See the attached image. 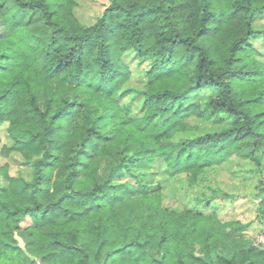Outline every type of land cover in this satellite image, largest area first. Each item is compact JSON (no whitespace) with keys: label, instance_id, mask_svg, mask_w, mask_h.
<instances>
[{"label":"trees","instance_id":"trees-1","mask_svg":"<svg viewBox=\"0 0 264 264\" xmlns=\"http://www.w3.org/2000/svg\"><path fill=\"white\" fill-rule=\"evenodd\" d=\"M9 1L39 13L49 39L0 0V155L30 168L0 166V264H264L261 246L227 247L249 224L210 210L234 195L210 188L176 208L164 193L243 161L261 218L264 0H108L88 25L77 0ZM126 91L141 96L140 116ZM105 117L122 148L104 165L85 156Z\"/></svg>","mask_w":264,"mask_h":264},{"label":"rangeland","instance_id":"rangeland-1","mask_svg":"<svg viewBox=\"0 0 264 264\" xmlns=\"http://www.w3.org/2000/svg\"><path fill=\"white\" fill-rule=\"evenodd\" d=\"M10 13L16 20L22 23H28L30 30L37 35L42 44H45L49 39L48 30L43 27L41 15L30 11H22L17 9L13 2L9 0H1ZM78 6L76 8V15L83 24L93 23L97 17L101 16L105 8L109 5L108 0H77ZM258 28H264V17L256 21ZM256 45L263 50L262 42H257ZM44 59L41 58L39 66L42 67ZM144 66H133L134 76L131 82L132 86L142 84V78L137 73V69L141 70ZM134 94L132 91H126L123 94V102L132 106L134 116H140L143 113L142 98L136 95L132 100ZM100 129L103 137L99 140H93L89 144V152L85 157L97 156L99 161L105 165L106 161L112 157H117L119 150L122 148L121 141L117 139L112 133V127L109 117H105L99 121ZM2 144L10 145V140L3 127L0 131ZM21 136V134H18ZM97 141V142H96ZM9 165L8 171L11 175H17L22 172L25 176H29L30 168L22 164V158L16 154L11 153L9 157L4 158L0 155V166ZM247 166L246 162L232 161L218 167L215 170L206 173L201 182L193 187H188L184 179H176L169 181L164 189L166 204L172 207H188L193 208V199L202 191H209L210 188L218 189L222 192L234 195V199L230 201H222L220 199L214 200L211 204L210 210L216 211L223 218H235L241 220L243 223H248L246 226H234L228 235L227 247L233 245V240H247L251 243L262 247V239H264V191L259 196L261 218L255 219V201L252 193L254 192V183L250 179L251 174L245 172H238L241 168ZM102 173V171H101ZM156 180L164 178L162 174L155 176ZM1 179V178H0ZM252 181V182H251ZM224 203V207L220 205ZM21 233V232H20ZM17 235V239L21 247L26 245V237ZM228 254V251L225 250ZM28 264H35L31 258L28 257Z\"/></svg>","mask_w":264,"mask_h":264},{"label":"built area","instance_id":"built-area-1","mask_svg":"<svg viewBox=\"0 0 264 264\" xmlns=\"http://www.w3.org/2000/svg\"><path fill=\"white\" fill-rule=\"evenodd\" d=\"M262 247L264 248V239H262Z\"/></svg>","mask_w":264,"mask_h":264}]
</instances>
